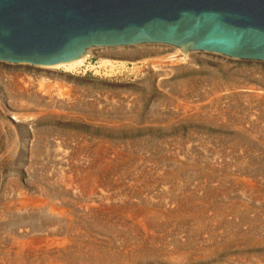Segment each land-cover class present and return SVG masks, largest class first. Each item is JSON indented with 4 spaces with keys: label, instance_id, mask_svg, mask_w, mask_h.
<instances>
[{
    "label": "rangeland",
    "instance_id": "374dc122",
    "mask_svg": "<svg viewBox=\"0 0 264 264\" xmlns=\"http://www.w3.org/2000/svg\"><path fill=\"white\" fill-rule=\"evenodd\" d=\"M107 49L72 72L0 62V264H264V63L148 44L109 49L160 54L121 65ZM38 75L59 92L35 108L16 80ZM50 226L64 246L20 253Z\"/></svg>",
    "mask_w": 264,
    "mask_h": 264
},
{
    "label": "water",
    "instance_id": "95a60500",
    "mask_svg": "<svg viewBox=\"0 0 264 264\" xmlns=\"http://www.w3.org/2000/svg\"><path fill=\"white\" fill-rule=\"evenodd\" d=\"M147 44L264 63V0H0V62Z\"/></svg>",
    "mask_w": 264,
    "mask_h": 264
},
{
    "label": "bare ground",
    "instance_id": "6f19581e",
    "mask_svg": "<svg viewBox=\"0 0 264 264\" xmlns=\"http://www.w3.org/2000/svg\"><path fill=\"white\" fill-rule=\"evenodd\" d=\"M148 45V44H147ZM106 48H108L107 50H106V52L104 53L105 54V59L103 58L102 59V62H104V63H118V64H126V62H129V61H133L134 59L136 60V59H142V60H146V59H149V57H153L154 58V56H156V55H160L159 53H157V52H155V51H140V50H138L139 52H130V51H119V50H111V51H108L109 49H111V47H106ZM117 48V47H116ZM103 49V48H102ZM176 49V51H177V54H184L183 56H186L187 55V53L188 52H185V51H182V50H180V49H178V48H175ZM88 55H89V51H87L84 55H82L81 57H79V58H77V59H75V60H72V61H69V62H65V63H61V64H57V65H53V66H46L45 68H48V69H55V68H58V67H63V69L65 68V70H66V72L67 71H76L81 65H83V63H84V61L86 60V58L88 57ZM179 57H181V56H179ZM156 58H158V57H156ZM174 58V57H173ZM172 60V59H171ZM176 60V59H175ZM179 61V60H178ZM135 62V61H134ZM26 78V79H25ZM24 79L26 80L25 82L23 81V79H19V80H16V81H19V82H21L22 83V85L21 86H19V84H17L16 83V86H17V90H19V91H22V90H24V88L23 87H26L27 85H31L32 86V88H31V92H34V95L36 96L35 97V99L34 100H36V104H35V108L37 107V106H39V104H42V103H47L46 101L47 100H49V99H51V98H53L54 96H56V95H58V90L56 91V93H52L51 91H48L47 89H45L44 88V85L42 84V80L44 79V77H42V76H40V75H38V76H36V78L35 79H37L38 81H36V82H34V83H32L31 81H30V79H29V76H26ZM4 79V78H3ZM7 80H9V77H8V79ZM3 81H6V80H3ZM11 81V80H10ZM1 82V81H0ZM14 84H15V82H14ZM13 86V85H12ZM43 91H45V92H43ZM24 92V91H23ZM30 92V93H31ZM28 95H29V93H28ZM257 95V94H256ZM45 96H47V97H45ZM19 97V96H18ZM23 97V96H22ZM255 97V96H254ZM20 98V102L23 100V99H21V97H19ZM12 99V98H11ZM15 100H17V98L15 99ZM19 101V100H18ZM38 101V102H37ZM34 104V103H33ZM0 105H1V108H2V110L4 111V112H9L8 110H7V108H6V106H5V104L3 103V101H1L0 102ZM12 119H15V116H12ZM63 159V158H62ZM61 161V160H60ZM96 162V161H95ZM82 167H84V166H82ZM91 168V167H90ZM94 168V167H93ZM84 169V168H83ZM103 169H104V167H103ZM87 170H89V168L87 169ZM96 171V170H95ZM84 173V172H83ZM96 177V176H95ZM94 177V175H92L91 173H89V172H87V173H84V174H82V176H81V181L83 182L82 184L83 185H87V186H89V183H94V186H96L95 184H96V181H97V179ZM99 177V176H98ZM101 177V176H100ZM100 180V179H99ZM98 180V181H99ZM71 182V181H70ZM70 182H68L67 184H65V192L67 193H69V188H67V187H69L70 185L69 184H71ZM82 185V186H83ZM87 186H86V188H87ZM90 187V186H89ZM93 187V186H92ZM86 188H85V190H86ZM99 188H101V187H99ZM89 188H87V191H89L88 190ZM92 189V188H91ZM96 189V188H95ZM62 190V189H61ZM96 191V190H95ZM99 191V190H98ZM64 192V193H65ZM97 192V191H96ZM75 193V192H74ZM99 193H101L102 194V192H101V189H100V192ZM90 193H88L87 192V195H89ZM76 195V194H75ZM91 195V194H90ZM94 195H95V193H94ZM91 196H93V195H91ZM90 196V197H91ZM101 197L103 196V195H100ZM104 197V196H103ZM90 200H91V198H90ZM101 200V199H100ZM95 201V200H94ZM94 201L92 202L91 201V203H89V204H92V203H94ZM107 201V200H106ZM105 201V202H106ZM96 202V201H95ZM100 203V202H99ZM101 203H103V202H101ZM18 204H20V203H18ZM23 205V204H22ZM85 208L88 206L86 203H85ZM26 206V205H25ZM81 208H82V206H80ZM95 207H98V205L96 204V206ZM17 208V207H16ZM84 208V209H85ZM88 208V207H87ZM90 208H91V205H90ZM90 208H89V210H90ZM106 208V207H105ZM52 209V208H51ZM55 209V208H54ZM57 209V208H56ZM94 209V208H93ZM99 209V208H98ZM97 209V210H98ZM101 209V208H100ZM99 209V210H100ZM108 209V208H107ZM18 210V209H17ZM82 210V209H81ZM27 211V210H26ZM91 211V210H90ZM94 211V210H93ZM149 211V210H148ZM21 212H23V211H21ZM53 212V211H52ZM58 212V211H57ZM66 212V211H65ZM68 212V211H67ZM88 212V211H87ZM97 212V211H96ZM139 212V211H138ZM171 212V211H170ZM20 213V212H19ZM24 213V212H23ZM69 213V212H68ZM148 213H150V212H148ZM154 213V212H153ZM61 214V213H60ZM66 214V213H65ZM70 214V213H69ZM97 214V213H96ZM53 215H54V213H53ZM64 214H62V216H63ZM28 216V215H27ZM26 216V217H27ZM59 216V215H58ZM24 218V217H23ZM56 218V217H55ZM64 218H65V216H64ZM19 219H21L20 217H19ZM18 219V220H19ZM62 219V218H61ZM69 219V218H68ZM26 220H28V218L26 219L25 218V222H27ZM23 221V220H22ZM61 221V220H60ZM68 221V220H67ZM56 223H58V222H56ZM67 223V222H66ZM54 224V223H53ZM59 225V224H58ZM62 225V224H61ZM66 225V224H65ZM144 225V224H143ZM148 225V224H147ZM49 226V225H48ZM151 226V225H150ZM26 227H27V225L24 223V221H23V223H21L20 224V226H18V228H16L17 229V232H18V234H19V236H24V235H26L27 234V232H26ZM35 227V226H34ZM51 227V228H50ZM50 227H46V228H44V229H42L40 232H38V233H36V234H34L36 237H32V238H29V240H25V241H20L18 244H19V246H17V247H19V249H20V253H21V251L24 249H30L31 248V250H32V248H35L36 246H41L42 247V249L44 248V249H46V251L48 250L47 248L51 245L52 247H56V249H59L60 247H62V246H64L63 245V243H64V238H65V236H64V238H62V237H59V235L60 234H62V233H60L61 231H59L58 229H56V227H54V226H50ZM146 227V226H145ZM21 228H22V230H21ZM28 228H30V227H28ZM60 228V227H59ZM67 228V227H66ZM65 228V229H66ZM40 229V228H39ZM64 229V230H65ZM30 230H32L33 232H36V231H34L33 229H30ZM35 230H38V229H35ZM77 230V229H76ZM66 231H67V229H66ZM65 231V232H66ZM32 233V232H31ZM28 234H29V232H28ZM65 234V233H64ZM66 234H67V232H66ZM78 234V233H77ZM30 235V234H29ZM87 235V234H86ZM18 236V237H19ZM67 236H69V235H67ZM26 237V236H25ZM88 237V236H87ZM82 238V237H81ZM16 239V238H15ZM22 239V238H21ZM68 239V238H67ZM66 240V239H65ZM78 240V239H77ZM27 241V242H26ZM69 240H67V242H68ZM16 247V248H17ZM66 247V246H65ZM65 247H64V249H65ZM18 249V250H19ZM37 250V249H36ZM50 250V249H49ZM48 250V251H49ZM27 251V250H26ZM38 251H40L39 249H38ZM45 251V250H44ZM50 251H52V252H54L53 250H50ZM64 251V250H63ZM23 252V251H22ZM32 252H34V251H32ZM75 252V251H74ZM27 253V252H26ZM31 253V252H30ZM44 253V252H43ZM49 253V252H48ZM59 253H61V252H59ZM65 253V252H64ZM36 254V253H35ZM45 254V253H44ZM66 254V253H65ZM71 254V253H70ZM37 255H38V253H37ZM59 255V254H58ZM28 256H30V255H28ZM68 256V255H67ZM66 256V257H67ZM102 256V255H101ZM104 256V255H103ZM37 257V256H36ZM54 257V256H53ZM60 257V256H59ZM58 257V258H59ZM104 257H106V256H104ZM103 257V258H104ZM110 257V256H109ZM55 258H57V257H55ZM61 258H63V257H61ZM108 258V257H107ZM66 259V258H65ZM109 259V258H108ZM113 259H115V258H113ZM125 259V258H124ZM58 260V259H57ZM70 260V259H69ZM98 260H101V259H98ZM97 260V261H98ZM119 260V259H118ZM53 261H54V259H53ZM64 261V260H63ZM68 261V260H67ZM66 261V262H67ZM71 261V260H70ZM107 261V260H106ZM49 262H52V260L51 259H49ZM55 262V261H54ZM59 262V261H58ZM102 262V261H101ZM56 263V262H55ZM68 263V262H67ZM51 264V263H50ZM66 264V263H65ZM114 264V263H113Z\"/></svg>",
    "mask_w": 264,
    "mask_h": 264
},
{
    "label": "built area",
    "instance_id": "2783aa9c",
    "mask_svg": "<svg viewBox=\"0 0 264 264\" xmlns=\"http://www.w3.org/2000/svg\"><path fill=\"white\" fill-rule=\"evenodd\" d=\"M92 61V60H91Z\"/></svg>",
    "mask_w": 264,
    "mask_h": 264
}]
</instances>
